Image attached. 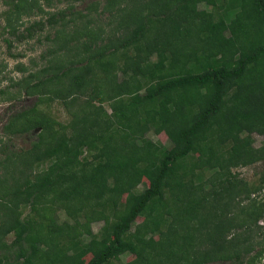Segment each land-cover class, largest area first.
Listing matches in <instances>:
<instances>
[{"label":"trees","instance_id":"obj_1","mask_svg":"<svg viewBox=\"0 0 264 264\" xmlns=\"http://www.w3.org/2000/svg\"><path fill=\"white\" fill-rule=\"evenodd\" d=\"M202 1L146 0L129 13L107 39L125 75L111 86V112L89 105L69 121V132L61 126L27 151L0 158V264H107L125 252L134 255L125 264H243L255 246L251 232L261 239L245 264L264 254V223L258 224L264 203L249 197L260 187L251 190L231 171L264 153V145L254 148L248 137L264 134V0H218L219 15L198 8ZM55 16L46 23L65 24L63 14ZM106 54L97 48L84 63L57 64L40 82L68 75L66 92L56 97L66 103L95 97L89 75L111 72L114 63L100 60ZM43 116L24 109L4 129L9 135L48 130L51 121ZM152 127L166 134L170 147L145 136ZM9 141H1L0 154ZM84 149L90 158L81 157ZM204 170L216 177L209 187ZM143 178L147 187L134 191ZM246 199L235 215L232 207ZM45 200L82 213L86 223L102 219L100 238L59 247L54 235L62 230L55 221L25 219L19 211ZM137 217L142 221L131 231ZM84 230L90 234L88 224Z\"/></svg>","mask_w":264,"mask_h":264},{"label":"rangeland","instance_id":"obj_2","mask_svg":"<svg viewBox=\"0 0 264 264\" xmlns=\"http://www.w3.org/2000/svg\"><path fill=\"white\" fill-rule=\"evenodd\" d=\"M145 1L0 0V143L2 141L3 145V141L10 140L3 148L5 152L0 154L1 159H4L5 153L11 150L18 154L27 151L32 147L33 142H37L41 137L45 139L50 137L49 133L62 129L61 126L69 132L70 129L67 127L69 121L86 112L89 105H101L108 114L111 112L110 104L116 101L114 98H109L113 95L111 86L119 83L125 75L121 71L124 63L118 52L111 49V44L107 42V39L118 33L124 17L138 10ZM218 3V0H205L198 3V8L205 11L214 10L219 15L222 9ZM53 14L57 19L60 14H63L65 24L46 23L48 17ZM38 22L44 23L41 29ZM58 44L65 46L56 53H50L49 49L57 47ZM88 46L89 50H87ZM97 48L107 51V54L100 60L107 61L111 65L113 62L114 68L107 75L102 72V69H95V73L89 75V85L93 86L95 91L98 90L95 97H90L89 94L78 95L77 100L71 103H66L69 101L67 99L64 101L56 97L60 94L62 97L66 92L69 86L68 75L55 78L53 81L40 82L41 79L44 81V78L50 75L49 73L58 70L57 64L84 63L86 56ZM152 59H155V56H152ZM44 68H47L48 72L43 71ZM35 83L41 84L33 86ZM122 97L127 98L128 96L123 95ZM24 109L28 110L29 115L32 113L36 116L44 115L43 117L50 119V129L43 130L37 126L19 135L7 134L4 125L15 112ZM242 135L245 136L247 133L243 132ZM145 136L152 141L159 142L164 147L171 145L166 134L157 133L153 127L145 133ZM248 137L252 141V147L259 148L264 145V134L251 131ZM227 147L229 145L222 149L226 150ZM81 157L90 158L89 151L84 149ZM18 164H20L19 161L15 163V167L8 166L7 169L13 170ZM4 171L5 168L0 166V179H3ZM231 171L235 172L238 179H243L251 190L253 187H260L251 191L249 197L257 203H264V184L260 181V174H264V153L258 161L246 166L233 167ZM212 174V170L200 172L203 181L208 182L207 187L210 185L209 180L216 178L212 177ZM147 185V180L143 178L134 191H142ZM165 198H168V195H165ZM248 201L246 199L240 202V205H234L233 213L236 215L239 212V206L245 205ZM19 211L21 217L25 219H34L40 223L55 221L62 232L59 235L55 232L54 237L58 239L59 247L62 248L67 247L72 241L79 245L86 244L90 237L100 238L102 233V219L94 218L86 223V216L82 213L74 215V211L68 212L61 202L51 203L45 200L37 205V209H33L31 205H22ZM142 218L135 219L131 231L134 230L136 224L142 221ZM263 223L264 217L259 220L258 224ZM86 224L89 225L91 235L84 230ZM47 228L44 226L43 230ZM242 235L245 236V232ZM12 238L13 234L9 233L5 240L9 242ZM260 239L254 232H251L250 241L255 246H252L250 253L242 258L243 264L255 253L256 244ZM92 254L93 252L88 253L84 259L87 260ZM133 257L132 253L125 252L111 259L107 264H125ZM209 264L234 263L230 260H219ZM253 264H264V254L254 259Z\"/></svg>","mask_w":264,"mask_h":264}]
</instances>
